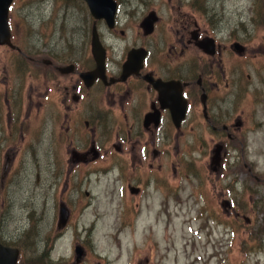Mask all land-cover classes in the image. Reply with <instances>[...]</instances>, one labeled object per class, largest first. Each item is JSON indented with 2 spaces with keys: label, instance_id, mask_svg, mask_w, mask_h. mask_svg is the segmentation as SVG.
<instances>
[{
  "label": "rangeland",
  "instance_id": "374dc122",
  "mask_svg": "<svg viewBox=\"0 0 264 264\" xmlns=\"http://www.w3.org/2000/svg\"><path fill=\"white\" fill-rule=\"evenodd\" d=\"M116 1L114 28L97 20L112 55L110 65L118 64L125 49L147 43L139 22L148 12L166 21V32L176 31L175 17L186 13L191 25L195 21L205 32L216 31L221 40H237L251 49L245 98H264V0ZM8 20L17 46L0 45V242L25 249L21 264L39 255L44 264H264V199L254 194L259 191L264 198V182L246 177L250 185L242 191L238 179L233 200L245 210L237 215L222 208L217 189L222 178L217 181L199 148L176 155L172 149L161 170L155 163L144 178L149 182L144 196L126 188L121 192L116 154L109 157L104 151L97 162L74 167L67 163L68 142L54 149L53 132L59 127L53 118L63 109L55 83L62 77L24 55L46 59L61 51L62 63H68L64 56L74 58L88 44L93 22L82 0H13ZM230 34L232 39H226ZM254 107L262 124L250 134L246 157L264 180V112L260 104ZM72 134L78 146L88 138L85 130ZM25 142L29 150L21 146ZM4 167L9 174L1 179ZM161 178L171 188L163 200L154 182ZM249 191L254 195L243 205ZM60 204L67 210L64 225L58 224ZM76 246L84 252L78 261Z\"/></svg>",
  "mask_w": 264,
  "mask_h": 264
},
{
  "label": "flooded vegetation",
  "instance_id": "af4514ba",
  "mask_svg": "<svg viewBox=\"0 0 264 264\" xmlns=\"http://www.w3.org/2000/svg\"><path fill=\"white\" fill-rule=\"evenodd\" d=\"M88 14L90 18L89 10ZM175 19L176 31L166 32V21L157 16L150 33L144 34L142 30L147 43L125 49L117 65H110L112 55L97 30L104 47V69L90 85L80 74L96 67L91 47L87 50L91 34L88 44L86 42L83 49L80 47L74 58L63 57L68 63L61 62V51H54L46 59H38L37 55L24 57L50 65L54 77L57 74L58 78L62 77H56L55 83L57 101L63 109L57 110L53 118L59 127L53 132V142L54 149L68 142V164L74 167L76 164L90 165L105 156L101 152L105 151L109 157L116 154L121 192L126 188L133 196H144L149 184L144 178L154 170L155 163L157 171L161 170L166 167L173 150L176 155L188 148H199L207 155L209 168L216 174L217 181L222 178L217 186L223 195L222 208L238 215L241 209L245 210L233 200L238 179L242 182V191L248 190L250 185L246 177L264 182L246 157L251 146L250 134L262 124L256 119L254 105L260 104L264 112L262 96L245 98L248 93L244 78L251 79L245 72L250 64L251 49L237 40H221L216 31L205 32L195 21L191 25L186 13ZM93 24L97 27V20H93ZM121 35H124L122 30ZM206 39L211 41H206L207 50L202 47ZM226 39H232L231 34ZM234 42L242 45L241 52L234 48ZM131 49H139L144 54L139 59L141 65L125 75ZM67 66H72L73 72L67 73ZM260 82L264 84V78ZM93 94L97 99L92 100ZM12 107L10 105V111ZM72 130H85L87 140L78 146ZM260 137L264 141V134ZM23 145L28 150L31 146L26 142ZM260 145L262 147L264 142ZM175 155L181 168L180 159ZM54 161L62 163L58 154ZM5 170L2 168L1 179L9 174ZM227 178L229 182L225 181ZM154 182L160 188L162 200L165 199L171 188L164 178ZM258 192L255 196L264 199ZM254 194L249 191L242 204L246 205ZM245 220L250 222L249 218Z\"/></svg>",
  "mask_w": 264,
  "mask_h": 264
},
{
  "label": "water",
  "instance_id": "95a60500",
  "mask_svg": "<svg viewBox=\"0 0 264 264\" xmlns=\"http://www.w3.org/2000/svg\"><path fill=\"white\" fill-rule=\"evenodd\" d=\"M13 0H0V45H7L9 47L14 48L15 45L11 42V32L8 22V13L9 7ZM89 8L91 15L95 19L103 18L109 27H113L114 25V15L116 11V2L114 0H84ZM157 19V15L154 11L149 12L140 22V26L144 31V34H148L153 29V24ZM209 42L207 39L204 40L203 48L207 50ZM211 42V41H210ZM209 42V43H210ZM234 48L237 51H242L243 47L240 43L236 42L233 44ZM91 53L96 63V67L91 72L81 73V78L87 82V85L91 84L97 76L103 73L104 69V47L102 46L99 35L97 32L96 25L93 24L91 29ZM144 51H140L139 49H131L128 53V59L125 63V75H128L131 71L138 68L141 65V61L139 60ZM66 72H71L72 66H67ZM124 75V76H125ZM67 210L60 204L59 207V225H64L66 222V213ZM83 248L81 246L75 247L76 260L78 261L83 255ZM19 256V249L13 246H6L0 242V264H17Z\"/></svg>",
  "mask_w": 264,
  "mask_h": 264
},
{
  "label": "trees",
  "instance_id": "16d2710c",
  "mask_svg": "<svg viewBox=\"0 0 264 264\" xmlns=\"http://www.w3.org/2000/svg\"><path fill=\"white\" fill-rule=\"evenodd\" d=\"M10 246H13V247H17L19 249V258H18V262L17 264H21V262H23V258H24V253H25V249L21 246V245H15V244H12ZM23 255V257H22ZM39 259H36V258H31L28 260L27 264H32V263H35V264H44L43 263V257L41 255L38 256ZM30 261H32V263H30Z\"/></svg>",
  "mask_w": 264,
  "mask_h": 264
}]
</instances>
